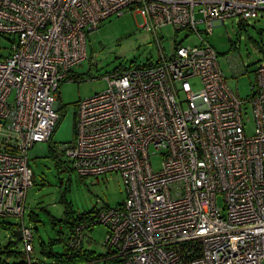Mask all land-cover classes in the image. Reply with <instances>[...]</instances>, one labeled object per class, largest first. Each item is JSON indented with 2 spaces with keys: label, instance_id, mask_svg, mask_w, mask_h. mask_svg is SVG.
<instances>
[{
  "label": "built area",
  "instance_id": "obj_1",
  "mask_svg": "<svg viewBox=\"0 0 264 264\" xmlns=\"http://www.w3.org/2000/svg\"><path fill=\"white\" fill-rule=\"evenodd\" d=\"M263 8L264 0H0V37L10 39L0 53V217L21 219L23 263L33 264V235L22 222L28 151L50 141L59 86L86 58L87 36L132 11L158 61L115 72L105 91L80 100L75 142L58 150L80 177L119 174L125 200L76 225L66 248L80 250L85 231L101 224L111 264H264V61L254 71L248 137L240 102L201 35ZM168 25L198 44L173 41L164 53L160 30ZM151 154L162 158L159 171Z\"/></svg>",
  "mask_w": 264,
  "mask_h": 264
},
{
  "label": "rangeland",
  "instance_id": "obj_2",
  "mask_svg": "<svg viewBox=\"0 0 264 264\" xmlns=\"http://www.w3.org/2000/svg\"><path fill=\"white\" fill-rule=\"evenodd\" d=\"M141 15L123 12L102 22L86 39V58L74 68L73 76L60 84L57 93L59 120L48 143H37L28 151V167L32 186L28 188L22 217L24 226L33 235V264H55V256L65 253L70 223L79 215L101 208H114L125 200V184L119 174L80 177L69 160L59 156V147L75 142L77 106L80 100L101 93L108 88L106 78L131 67L155 64L160 50L152 34L143 29ZM203 25L198 29L202 31ZM217 54L226 85L240 102L241 118L246 136L254 133V120L249 100L255 91L254 71L264 61V10L254 18L239 23L238 19L214 22L209 36L201 34ZM161 48L169 54L172 42L183 46L198 44L194 33L175 31L172 26L160 30ZM10 39L0 37V53L8 54ZM246 74H243V72ZM199 88L197 80L190 81ZM151 167L160 170L159 154L150 157ZM223 208V199H216ZM16 217H0V262L19 264L26 261L23 244H13L8 225H20ZM18 230V229H17ZM107 229L101 224L86 230L82 252L95 258L93 264H107L103 246Z\"/></svg>",
  "mask_w": 264,
  "mask_h": 264
},
{
  "label": "trees",
  "instance_id": "obj_3",
  "mask_svg": "<svg viewBox=\"0 0 264 264\" xmlns=\"http://www.w3.org/2000/svg\"><path fill=\"white\" fill-rule=\"evenodd\" d=\"M121 71H123V70H121ZM117 72H120V71H117ZM69 78H70V75L68 76V80H69ZM59 156H63V155L59 153ZM97 211H91V212L84 213L82 215H79L75 220H73L70 223V234L72 233L74 227H76V225H78V224H81V223L91 224L93 222L92 219L95 218ZM6 228L11 229L12 236L14 237L13 232L18 229V225H8ZM91 228L92 227H90V229H88V230H91ZM70 234H69V236H70ZM69 236L67 237V240L69 239ZM14 239H15V237H14ZM67 240H66V243H67ZM13 244H14V242H13ZM94 260H95V258L93 256H91V254L82 252V246H81L80 250L68 249L65 246V253L55 256V264H86L87 262L94 261ZM106 263L111 264L110 261H106ZM0 264H5V263L0 262ZM19 264H25V263L21 262Z\"/></svg>",
  "mask_w": 264,
  "mask_h": 264
},
{
  "label": "water",
  "instance_id": "obj_4",
  "mask_svg": "<svg viewBox=\"0 0 264 264\" xmlns=\"http://www.w3.org/2000/svg\"><path fill=\"white\" fill-rule=\"evenodd\" d=\"M13 234H14V237H15L14 244H17L19 242V240H20V231L16 230V231L13 232Z\"/></svg>",
  "mask_w": 264,
  "mask_h": 264
},
{
  "label": "crops",
  "instance_id": "obj_5",
  "mask_svg": "<svg viewBox=\"0 0 264 264\" xmlns=\"http://www.w3.org/2000/svg\"><path fill=\"white\" fill-rule=\"evenodd\" d=\"M261 10H264V8L263 9H261ZM254 18V17H253ZM73 73H74V69L72 70V72H71V74H70V77H72L73 76Z\"/></svg>",
  "mask_w": 264,
  "mask_h": 264
}]
</instances>
